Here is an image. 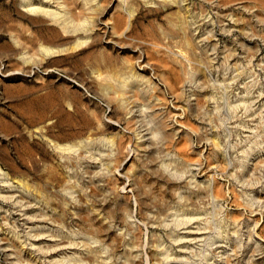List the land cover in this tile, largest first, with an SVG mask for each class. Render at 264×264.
<instances>
[{
  "label": "rangeland",
  "instance_id": "obj_1",
  "mask_svg": "<svg viewBox=\"0 0 264 264\" xmlns=\"http://www.w3.org/2000/svg\"><path fill=\"white\" fill-rule=\"evenodd\" d=\"M167 257L264 264V0H0V264Z\"/></svg>",
  "mask_w": 264,
  "mask_h": 264
},
{
  "label": "bare ground",
  "instance_id": "obj_2",
  "mask_svg": "<svg viewBox=\"0 0 264 264\" xmlns=\"http://www.w3.org/2000/svg\"><path fill=\"white\" fill-rule=\"evenodd\" d=\"M39 9V8H38ZM30 11H34L35 10V8L34 7H30V9H29ZM13 191V190H12ZM6 198H8V199H14V197H6ZM15 204H17V203H15ZM16 206V205H15ZM19 207V206H18ZM185 234H187V235H190L191 237H193V239H191L190 241H186V243H189L190 244V242H192V241H195V242H198V241H200V237H201V233H198V232H195V233H185ZM32 239H30V241H31ZM27 246H29V250L32 252V253H35V255L34 256H38L40 253H39V251H38V249H35L36 247H34V244H32V243H29V244H27ZM217 248V247H216ZM218 248H222V247H218ZM31 253V254H32ZM179 253H181L180 251H179ZM45 255V254H44ZM165 262V264H175V263H178L177 262V260L176 259H168V257H167V259H165L164 260ZM47 263H50V261L49 262H47ZM52 263V262H51ZM15 264V263H14Z\"/></svg>",
  "mask_w": 264,
  "mask_h": 264
}]
</instances>
